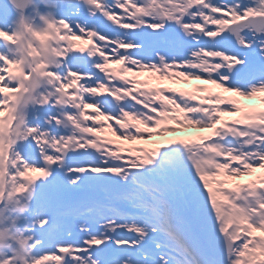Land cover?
Here are the masks:
<instances>
[{"label": "snow or ice", "instance_id": "1", "mask_svg": "<svg viewBox=\"0 0 264 264\" xmlns=\"http://www.w3.org/2000/svg\"><path fill=\"white\" fill-rule=\"evenodd\" d=\"M9 6L0 264H264V0ZM25 28L55 50L12 53Z\"/></svg>", "mask_w": 264, "mask_h": 264}, {"label": "rangeland", "instance_id": "2", "mask_svg": "<svg viewBox=\"0 0 264 264\" xmlns=\"http://www.w3.org/2000/svg\"><path fill=\"white\" fill-rule=\"evenodd\" d=\"M250 2L251 1H248V3H250ZM54 3H55V0H49V4H54ZM1 5H2V9H3V12L5 15L1 12V9H0L1 15L3 14V17L0 18V22L6 23L7 27L9 28L8 31H12L15 28V25L13 24V21L15 19L12 20L11 18H9V16H11L12 14H15V18H16L18 14L11 10L9 3L6 2L5 0H1ZM78 7H79L78 12H76V14H74V15L70 14L67 18H69L73 21H75V20H81V21L87 20L89 25H91L93 22L101 23L99 15H97V17H89L86 6L81 4ZM45 8H46V6H45ZM49 10H51V9H49ZM35 23H36V27L42 26L41 25L42 22L39 20L38 17L36 18ZM246 32H244V34L249 35L251 37V34L249 32H247V33ZM45 39H47V37H45ZM43 43L44 42L41 40L40 44H43ZM77 43H83V41H78ZM9 47H11V46L6 45L2 41L0 42V52H7ZM38 48H39V46L37 44H35L33 41L32 32L27 30V28H25L23 30V36L20 38V46L18 48L11 49V52L12 53H25L26 59L31 61L34 56H39L42 58L44 55H47V54H49L55 50L53 45H46L43 48H40L39 51H38ZM250 54H252V53L251 52L249 53V57H250ZM251 58H252V56H251ZM164 85H165V82H160V86L165 87ZM224 95L231 96L232 94L231 93H224ZM257 95H261V97L256 96V97H252V98H240V101H241L242 105H244L248 110L258 111V110L264 109V93H258ZM6 114L7 113L5 110V115ZM228 119H233V117H228ZM5 123L6 122L4 121L3 116H0V131H2L4 129ZM7 126L11 127L10 124H8ZM69 131L71 132L72 129L69 128ZM195 132H196L195 129H185L181 133V135H194ZM154 139L162 140V139H166V137H156ZM260 175H261V172L257 171V172L252 173L250 176L240 178L239 181L234 180L232 183L233 184H235L237 182L247 183L253 179L258 180ZM93 215H94L93 213H86V217H91Z\"/></svg>", "mask_w": 264, "mask_h": 264}, {"label": "bare ground", "instance_id": "3", "mask_svg": "<svg viewBox=\"0 0 264 264\" xmlns=\"http://www.w3.org/2000/svg\"><path fill=\"white\" fill-rule=\"evenodd\" d=\"M246 3H248V2H246ZM0 9H1V12L4 14L3 9H2V5H1V0H0ZM3 14L1 15V13H0V18L3 17ZM9 18H11L12 20H14L15 19V14H12L11 16H9ZM2 25L5 27V29H9L7 27V24L6 23L2 22L1 25H0V27H2ZM248 38L251 39V37L249 35H248ZM163 82H165V85H164L165 87H176V88L183 89V90L191 89V88L194 87V84L195 83H198V82H191L190 81V83H194V84H193V86H191V85L188 86V83L189 82L184 83V82L175 81V80H173V81H163ZM205 87H207V88H213L214 86L213 85H205ZM256 96L261 97V95H256Z\"/></svg>", "mask_w": 264, "mask_h": 264}, {"label": "clouds", "instance_id": "4", "mask_svg": "<svg viewBox=\"0 0 264 264\" xmlns=\"http://www.w3.org/2000/svg\"><path fill=\"white\" fill-rule=\"evenodd\" d=\"M17 23H18V20H14V21H13V24H14V25H17ZM41 27H42V26H41Z\"/></svg>", "mask_w": 264, "mask_h": 264}, {"label": "water", "instance_id": "5", "mask_svg": "<svg viewBox=\"0 0 264 264\" xmlns=\"http://www.w3.org/2000/svg\"><path fill=\"white\" fill-rule=\"evenodd\" d=\"M13 2L15 3V0H13Z\"/></svg>", "mask_w": 264, "mask_h": 264}]
</instances>
